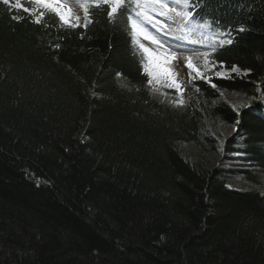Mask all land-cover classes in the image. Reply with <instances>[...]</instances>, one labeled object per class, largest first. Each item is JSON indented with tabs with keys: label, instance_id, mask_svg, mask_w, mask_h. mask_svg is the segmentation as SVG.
<instances>
[{
	"label": "trees",
	"instance_id": "1",
	"mask_svg": "<svg viewBox=\"0 0 264 264\" xmlns=\"http://www.w3.org/2000/svg\"><path fill=\"white\" fill-rule=\"evenodd\" d=\"M106 11L85 31L0 3V264H264V0L211 3L246 30L184 106L147 84L126 15ZM224 125L251 188L185 148Z\"/></svg>",
	"mask_w": 264,
	"mask_h": 264
},
{
	"label": "snow or ice",
	"instance_id": "2",
	"mask_svg": "<svg viewBox=\"0 0 264 264\" xmlns=\"http://www.w3.org/2000/svg\"><path fill=\"white\" fill-rule=\"evenodd\" d=\"M0 3L9 9L22 10L36 24H41L45 14L49 13L56 18L58 27L62 29L82 28L86 31L88 26L93 23V19L90 16V9H99L102 6H107L106 16L109 22H115L120 16L126 15L127 32L130 37L133 54L139 56L140 64L143 73L147 76V84L149 86L159 84L160 82V75L154 70L157 60L162 59L166 62L173 59L175 53L172 55L157 53L153 49L145 46L142 40H150L159 47H164V42L159 39V33L165 32V30H167L168 35H172L178 39H186L187 36L193 33H199L204 37L200 43H204L206 47L211 48V53H203L207 66L209 63L208 58L210 54L215 53L217 46H231L235 38L234 32L240 33L246 30L242 24L235 30L231 27L224 29L217 27L216 31L220 37H223L219 39V44L217 45L214 42L216 38L215 34L211 32L213 21L201 19L197 15L199 9L202 7L201 0H76V5L83 10L82 18L78 14H73L72 8L67 6L66 0H30V7L25 6L22 0H0ZM157 16L173 22L176 25V29L174 31L169 29L167 24H164L162 20L156 18ZM12 18L19 21V17L13 16ZM54 47L59 48L60 45L55 44ZM171 47L169 44V48ZM177 51H182V49L177 48ZM188 59L189 63L187 67L191 69V57ZM212 63H219L221 68L224 66L221 61H212ZM241 71V68L235 64L229 69L230 73L237 75ZM250 73L251 69L243 70L245 76ZM117 75L119 76L120 73H117ZM197 75L201 80L205 79L203 73L198 72ZM216 77L220 79L232 78L230 75H225L219 71L216 72ZM168 86L175 87L178 92L180 90V86L174 80H171ZM216 86L215 83H211L212 88H216ZM151 91L157 92L159 88L152 87ZM92 95L96 96L97 94L93 92ZM253 99H256V97H253ZM182 104L183 101H180L175 106ZM233 107L235 109V106ZM243 107H250V105H243Z\"/></svg>",
	"mask_w": 264,
	"mask_h": 264
},
{
	"label": "rangeland",
	"instance_id": "3",
	"mask_svg": "<svg viewBox=\"0 0 264 264\" xmlns=\"http://www.w3.org/2000/svg\"><path fill=\"white\" fill-rule=\"evenodd\" d=\"M66 3L68 7L72 8L73 14L81 15L82 9L76 5V0H66ZM191 35L187 36V38L190 39ZM198 38L202 40L204 37L198 34ZM159 39L164 42V47H159L150 40H142V43L157 53H165L166 55H172L175 53L172 45V47L169 48V43H167L160 36ZM203 45L205 46L204 43ZM182 51H184V47H182ZM192 52L193 51L190 50V52H187L183 58L177 57V54L175 53L174 58L166 62L162 59H158L156 65L154 66V70L160 75V83L169 87L168 84L171 82V80H174L175 83L180 86L179 92L175 87H169L176 92V95L172 96V98L170 96L168 97V100L173 104L174 102L179 104L180 101H183V104H185L188 102L191 94L193 93L187 88L190 71L200 73L204 68H206L203 65L205 64V58H203L202 55L193 54ZM189 57H191V69L187 67L189 63ZM202 73H205L209 78L213 77L211 72ZM216 90L220 91L218 89ZM228 100L232 101L233 99L228 97ZM237 129H239V131H237ZM211 138L212 140L204 141L201 145L189 144L186 145L185 148L192 153L203 155L213 167H220L235 172V178L233 179V182L227 184L230 189L251 188L252 186L250 187V184L246 183L240 178V172L246 169L248 167L247 165L249 164L246 162V155L243 152H239V150L243 148L242 143L244 139L241 128L238 126L224 125L219 130L218 134L212 135ZM227 147H233L237 152L227 153Z\"/></svg>",
	"mask_w": 264,
	"mask_h": 264
},
{
	"label": "bare ground",
	"instance_id": "4",
	"mask_svg": "<svg viewBox=\"0 0 264 264\" xmlns=\"http://www.w3.org/2000/svg\"><path fill=\"white\" fill-rule=\"evenodd\" d=\"M183 46H180L179 49H182Z\"/></svg>",
	"mask_w": 264,
	"mask_h": 264
}]
</instances>
